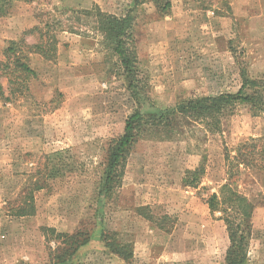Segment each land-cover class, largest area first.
Listing matches in <instances>:
<instances>
[{"label":"rangeland","instance_id":"rangeland-1","mask_svg":"<svg viewBox=\"0 0 264 264\" xmlns=\"http://www.w3.org/2000/svg\"><path fill=\"white\" fill-rule=\"evenodd\" d=\"M169 1L162 13L163 0H16L0 17V264H55L47 229L89 237L66 264H224L229 236L207 200L227 183L254 206L246 264H264V170L227 162L243 147L264 166V113L248 105L223 119L222 134L192 125L141 137L104 186L109 151L136 111L235 94L242 68L264 80V0ZM95 8L133 17L138 90L87 14ZM51 37L50 59L29 52ZM31 204L33 215H18ZM110 234L132 245V260L107 248Z\"/></svg>","mask_w":264,"mask_h":264},{"label":"trees","instance_id":"trees-1","mask_svg":"<svg viewBox=\"0 0 264 264\" xmlns=\"http://www.w3.org/2000/svg\"><path fill=\"white\" fill-rule=\"evenodd\" d=\"M16 0H0V17L7 12L9 5ZM165 4L160 6L162 13L171 8L169 0H163ZM96 21V30L103 36L105 45L119 59L124 73L133 84L136 72L138 73V54L134 43L133 17L130 14L126 17H117L102 12L95 8L87 13ZM31 31V33H33ZM53 37H51L52 39ZM49 45L41 44L28 46L30 53L42 55L50 59L56 52V41L52 39ZM22 43H24L22 41ZM18 43L12 42L11 47L6 51V56L11 57L15 53ZM16 69L21 70L30 76H35L34 71L27 63L16 61ZM242 84L235 94H221L219 96L197 97L189 99L175 106L153 113H142L136 111L126 120L125 134L116 141L109 151L107 178L105 187L110 190L114 180L122 175L123 165L134 145L141 137L172 139L180 135L184 128L192 125H199L206 133L222 134L223 119L232 112L234 107L245 104L250 107L254 116L264 113V80L250 78L246 69H241ZM135 86L133 89H137ZM137 97V93L134 92ZM4 96V88L0 82V98ZM253 154L241 147L238 155L227 162L230 169L245 165L248 167L264 170L263 165L255 163ZM120 172L118 174V171ZM204 169L200 167L194 171H188L184 179L186 186H196L203 175ZM207 205L213 216L219 214V220L223 221L229 236L230 246L226 254L224 264H246L248 247L252 235V218L254 206L246 198L238 194L231 183L223 185L217 193L208 197ZM35 212L33 204L29 209H19L18 215H33ZM46 236L56 241L57 247L51 252V259L55 264H66L76 252L88 243L89 237L77 233L73 235L57 233L53 229L44 230ZM106 241L107 248L122 260L128 262L133 258V247L131 244H122L113 234L102 236Z\"/></svg>","mask_w":264,"mask_h":264}]
</instances>
